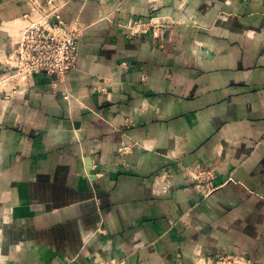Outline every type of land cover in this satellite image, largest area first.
I'll return each instance as SVG.
<instances>
[{"label": "crops", "instance_id": "obj_1", "mask_svg": "<svg viewBox=\"0 0 264 264\" xmlns=\"http://www.w3.org/2000/svg\"><path fill=\"white\" fill-rule=\"evenodd\" d=\"M55 1L79 60L0 91V264H264V0ZM47 2L0 0V69Z\"/></svg>", "mask_w": 264, "mask_h": 264}, {"label": "built area", "instance_id": "obj_2", "mask_svg": "<svg viewBox=\"0 0 264 264\" xmlns=\"http://www.w3.org/2000/svg\"><path fill=\"white\" fill-rule=\"evenodd\" d=\"M55 2L48 0V12L35 5L34 12L24 14L26 26L21 32L18 47L7 54L5 65L0 69V91L7 98L25 90V86L30 84L36 74L45 73L63 82L76 67L83 24L64 20L59 15L60 9ZM168 20V17L162 16L145 23L136 21L132 24L131 31L136 35H145L151 31L158 35L164 31ZM64 99L69 100L70 96L67 94ZM131 150V147L123 144L119 153L123 156ZM191 178L205 197L216 191V175L210 167H195ZM198 264H251V260L235 254H225L202 257Z\"/></svg>", "mask_w": 264, "mask_h": 264}]
</instances>
